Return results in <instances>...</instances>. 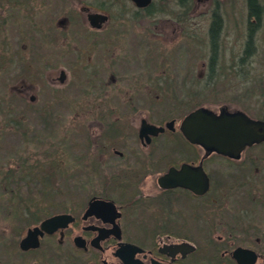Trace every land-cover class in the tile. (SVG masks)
Masks as SVG:
<instances>
[{"label": "flooded vegetation", "instance_id": "flooded-vegetation-1", "mask_svg": "<svg viewBox=\"0 0 264 264\" xmlns=\"http://www.w3.org/2000/svg\"><path fill=\"white\" fill-rule=\"evenodd\" d=\"M257 1L255 17L245 0L240 27L233 0H0V153L19 150L5 137L23 138L27 165L38 163L28 154L60 129L69 74L72 117L90 124L84 148L73 141L70 177L56 180L69 188L28 204L0 264H264V140L230 156L179 126L210 108L189 107L196 87L200 99L220 89L244 103L216 113L264 121ZM191 56L202 58L198 80ZM30 230L38 243L22 248Z\"/></svg>", "mask_w": 264, "mask_h": 264}, {"label": "rangeland", "instance_id": "rangeland-1", "mask_svg": "<svg viewBox=\"0 0 264 264\" xmlns=\"http://www.w3.org/2000/svg\"><path fill=\"white\" fill-rule=\"evenodd\" d=\"M225 1V0H224ZM237 3V25L240 27L244 26L245 16V0H233ZM264 4V0H260ZM241 36V35H240ZM256 40L257 53L254 56V65L259 66V61L264 56V25L258 32ZM238 49L242 48L241 39L236 42ZM192 45V49L197 50L198 44ZM204 44V43H203ZM230 42H227L225 46L229 47ZM223 59V60H222ZM227 57H222L220 61L226 65ZM186 65L190 67L193 77L198 80L200 79V73L202 64V58L197 56H191L187 59ZM159 65L174 66L171 63V59H159ZM78 75V74H77ZM83 75H78L81 78ZM74 74H69V79L74 81ZM226 79V80H225ZM228 78H223V84ZM71 82L68 85L63 86L62 97V121L60 129H57L56 133L48 135L46 138H41V143L32 144L30 151L32 156L30 161L35 159L38 163L33 164L31 168L27 165L29 162L26 160V153L22 149L25 146V140L18 137H5L3 139L4 145L6 146H18L19 150L15 153H0V257L6 256V241L12 234L17 239L21 232V226L25 224L24 220H30V218H22L24 211L28 208V204L42 205L48 196L55 195L58 189L69 188L68 185L63 183H57L56 180L60 178H69L71 172V157H72V146L74 139L78 138L79 145L84 148L86 145V136L89 135V128L86 117L79 116L73 118V103L72 100L76 97L75 87H72ZM229 90V89H227ZM158 92L154 90V93ZM192 100L189 107L197 106L198 104H206L212 109H218L219 105L223 102L228 103L232 107H242L244 103L231 101L230 92L220 91L215 89L212 96H208L200 99L201 91L196 87L192 91ZM159 93V92H158ZM216 94V98H215ZM86 95L82 96L85 97ZM218 97V98H217ZM222 97V98H221ZM225 97L229 101L225 100ZM243 104V105H242ZM188 107V108H189ZM199 107V106H197ZM83 112V111H82ZM86 113V112H83ZM97 124H91L90 130L98 129ZM88 132V134H87ZM6 140V141H5ZM77 140V139H76ZM41 145V147L39 146ZM38 146V147H36ZM80 149V148H79ZM264 164V160H260ZM39 165V166H38ZM53 165V166H52ZM27 166L31 168V173L24 171ZM28 170V169H27ZM13 178V181H12ZM47 180L45 181L44 179ZM4 179V180H1ZM26 179H29L26 180ZM29 201V202H28ZM32 220V218H31ZM9 223L14 224V230L7 232L4 230ZM18 226V227H17Z\"/></svg>", "mask_w": 264, "mask_h": 264}, {"label": "water", "instance_id": "water-1", "mask_svg": "<svg viewBox=\"0 0 264 264\" xmlns=\"http://www.w3.org/2000/svg\"><path fill=\"white\" fill-rule=\"evenodd\" d=\"M181 130L193 143L204 146L207 151H217L237 156L247 145L264 140V121L253 119L243 112H228L225 108L216 113L210 108L198 107L182 120ZM64 218L52 216L41 223V228L50 230L55 223ZM36 233L30 230L21 240V247L35 246Z\"/></svg>", "mask_w": 264, "mask_h": 264}, {"label": "trees", "instance_id": "trees-1", "mask_svg": "<svg viewBox=\"0 0 264 264\" xmlns=\"http://www.w3.org/2000/svg\"><path fill=\"white\" fill-rule=\"evenodd\" d=\"M250 2V10L255 15V17L259 16V11L261 7L259 6V3L257 0H249ZM250 44V43H249Z\"/></svg>", "mask_w": 264, "mask_h": 264}]
</instances>
